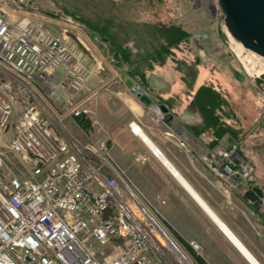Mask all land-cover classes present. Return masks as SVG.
<instances>
[{"label": "built area", "instance_id": "obj_1", "mask_svg": "<svg viewBox=\"0 0 264 264\" xmlns=\"http://www.w3.org/2000/svg\"><path fill=\"white\" fill-rule=\"evenodd\" d=\"M3 2L30 5L0 0V264H195L168 239L152 205L114 173L106 143L65 135L53 114L32 99L31 85L59 69L60 86L79 92L93 64L74 60L64 33L48 32L27 17L10 18ZM228 47L241 75L259 81L264 100V58L231 36ZM70 111L74 117L92 112L71 104ZM129 129L142 134L136 122ZM150 152L162 161L158 148ZM200 160L233 189L246 188L254 173L253 163L232 148L215 146ZM189 246L199 249L195 242Z\"/></svg>", "mask_w": 264, "mask_h": 264}, {"label": "crops", "instance_id": "obj_2", "mask_svg": "<svg viewBox=\"0 0 264 264\" xmlns=\"http://www.w3.org/2000/svg\"><path fill=\"white\" fill-rule=\"evenodd\" d=\"M3 6L10 18L27 17L54 33L50 21L32 12L30 5L18 8L3 2ZM76 39L78 44L72 39L67 40V44L75 61L93 64L90 80L79 92L64 96L56 89L63 77L59 69L45 82L31 85L32 99L52 89L51 96L58 94L53 103L56 107L60 105L59 108L66 101L68 105H88L90 109L86 99L95 101L93 123L85 131L81 123L73 120L74 126L66 128L68 135L80 143H106L114 173L129 182L152 205L168 230V239L189 261L198 264L191 256L194 253L206 264H252L247 258L249 255L256 264H264V213L260 205L255 206L244 197L248 187L260 185L251 177L246 188L238 185L233 189L200 160L203 152L215 147L208 144L214 137L205 134L203 143H198L185 130L186 124L200 121L198 114L188 108L195 90L208 82L216 83L210 79L209 72L198 66L190 88L181 77L163 78L157 90L147 81V92L125 74L127 68L110 63L91 40L79 32ZM132 121L140 126L145 141L130 131ZM151 146L161 151L162 161L170 167L151 154ZM217 146L226 148L221 144ZM157 196L164 203H160ZM190 242H195L199 249H191Z\"/></svg>", "mask_w": 264, "mask_h": 264}, {"label": "rangeland", "instance_id": "obj_3", "mask_svg": "<svg viewBox=\"0 0 264 264\" xmlns=\"http://www.w3.org/2000/svg\"><path fill=\"white\" fill-rule=\"evenodd\" d=\"M27 1L32 12L50 21L54 33H64L67 40L72 39L78 44L76 36L79 32L91 40L110 63L114 61L107 44L97 36L98 33L92 32L93 23L115 34L120 42L127 40L124 46L129 47L132 53L145 54L146 51L150 53L153 49L167 47L161 56L139 64L137 71L144 75L145 87L139 86L147 92V81L156 90L160 88L159 82L163 78L172 80L181 77L191 83L197 74V67H204L210 79L216 82H208L218 93L213 97L222 101L217 113L235 138L241 153L253 163L254 182L264 187V100L258 94L260 83L245 77L238 79L234 75L233 71L238 73L239 69L228 47L230 35L224 26L217 0ZM148 65L151 68L148 69ZM131 68L136 71L135 66ZM4 77L10 78L7 75ZM58 87L55 88L57 92L61 91L59 94L65 96L71 93L60 83ZM53 91L51 89L33 100L53 114L65 135L68 134L66 128H70L71 124L74 126L73 120L82 124L86 131L93 120L95 101L86 99V103L91 105L92 114L78 118L71 115L70 105L66 101L62 108L54 105L58 94L51 96ZM11 165L19 168L14 162ZM191 256L195 261L198 259V264L205 263L200 255L192 253Z\"/></svg>", "mask_w": 264, "mask_h": 264}, {"label": "trees", "instance_id": "obj_4", "mask_svg": "<svg viewBox=\"0 0 264 264\" xmlns=\"http://www.w3.org/2000/svg\"><path fill=\"white\" fill-rule=\"evenodd\" d=\"M86 22L88 24V21ZM91 29L95 34L98 33L97 36L107 44V49L114 61L113 64L117 67L126 66L127 69L125 74L131 79L136 78V81L140 86H144V75L137 71L139 64L146 60L152 61L153 57L156 58L161 56L160 54L165 53V49L167 48L159 50L153 49L152 52L149 53L146 51L145 54L132 53L129 47L124 46V43H126L127 40L120 42L115 34L110 33L104 27L97 26L96 23L91 24ZM94 33L92 34L94 35ZM145 55L147 56L142 58ZM132 66H135L136 71L132 70ZM149 68H151L150 65H148V69ZM188 86L189 88L191 87L189 83ZM213 95H218V93L209 83L200 85L195 90L192 99L189 102L188 108L194 110L198 114L200 121L197 124H186L185 130L193 141L198 143H203L202 141L205 134H211L214 137V140L208 143L210 146H217V144H221L226 146L228 149H234L235 153H237L240 157H243L237 146V142H235V138H233L225 123L217 113L222 101L219 98L215 99Z\"/></svg>", "mask_w": 264, "mask_h": 264}, {"label": "water", "instance_id": "obj_5", "mask_svg": "<svg viewBox=\"0 0 264 264\" xmlns=\"http://www.w3.org/2000/svg\"><path fill=\"white\" fill-rule=\"evenodd\" d=\"M228 34L245 49L264 58V0H217ZM240 79L241 73L233 71ZM261 189L250 187L244 197L260 205ZM264 221V220H263Z\"/></svg>", "mask_w": 264, "mask_h": 264}, {"label": "bare ground", "instance_id": "obj_6", "mask_svg": "<svg viewBox=\"0 0 264 264\" xmlns=\"http://www.w3.org/2000/svg\"><path fill=\"white\" fill-rule=\"evenodd\" d=\"M164 160V159H163ZM163 163L164 164H167L166 163V161L164 160L163 161ZM167 166H169L168 164H167ZM170 167V166H169ZM175 172V171H174ZM183 184H186V183H183ZM185 186V185H184ZM186 187H187V185H186ZM190 187H188V189H189ZM190 191V190H189ZM192 191V190H191ZM194 193V192H193ZM192 194V193H191ZM196 199V198H195ZM199 202H200V200H198ZM203 203V202H202ZM201 204V203H200ZM204 204V203H203ZM202 204V205H203ZM204 206V205H203ZM204 209H206V210H208L207 208H205V207H203ZM209 211V210H208ZM207 213H209V212H207ZM211 213V212H210ZM222 227V226H221ZM223 228V227H222ZM223 230L227 233V234H229L224 228H223ZM230 236V235H229ZM231 237V236H230ZM231 239L234 241V243L239 247V249L245 254V255H248L245 251H244V249L235 241V239H233V237H231ZM247 258L248 259H250V261L252 262V264H256L252 259H251V257L248 255L247 256Z\"/></svg>", "mask_w": 264, "mask_h": 264}]
</instances>
